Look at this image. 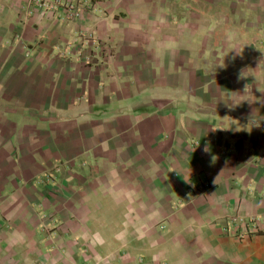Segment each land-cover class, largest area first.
<instances>
[{
  "label": "crops",
  "instance_id": "obj_1",
  "mask_svg": "<svg viewBox=\"0 0 264 264\" xmlns=\"http://www.w3.org/2000/svg\"><path fill=\"white\" fill-rule=\"evenodd\" d=\"M0 0V264H264V0Z\"/></svg>",
  "mask_w": 264,
  "mask_h": 264
},
{
  "label": "built area",
  "instance_id": "obj_2",
  "mask_svg": "<svg viewBox=\"0 0 264 264\" xmlns=\"http://www.w3.org/2000/svg\"><path fill=\"white\" fill-rule=\"evenodd\" d=\"M45 13H54L58 9L65 11L67 19H75L80 15V7L71 0H29Z\"/></svg>",
  "mask_w": 264,
  "mask_h": 264
}]
</instances>
